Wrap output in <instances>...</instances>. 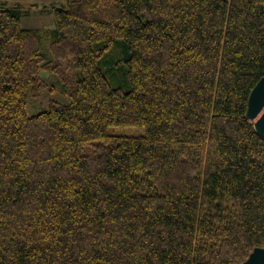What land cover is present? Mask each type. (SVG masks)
Returning <instances> with one entry per match:
<instances>
[{
  "label": "trees",
  "instance_id": "trees-1",
  "mask_svg": "<svg viewBox=\"0 0 264 264\" xmlns=\"http://www.w3.org/2000/svg\"><path fill=\"white\" fill-rule=\"evenodd\" d=\"M51 13V29L25 27L0 2V264H242L264 248V138L247 116L264 0ZM42 71L68 102L28 116Z\"/></svg>",
  "mask_w": 264,
  "mask_h": 264
},
{
  "label": "rangeland",
  "instance_id": "rangeland-1",
  "mask_svg": "<svg viewBox=\"0 0 264 264\" xmlns=\"http://www.w3.org/2000/svg\"><path fill=\"white\" fill-rule=\"evenodd\" d=\"M6 6L20 7L26 11V16L22 18V24L25 27L48 30L54 25L53 17L51 13V7L53 4L59 5L64 0H0ZM42 49L46 51L48 49L50 38L48 34L42 31ZM40 76L48 83L47 89L43 90L38 98H28L26 104V114L28 116L37 113L39 110L47 108L48 101L55 100L61 103H67L68 98L64 97L59 92V85L57 84V78L51 75L47 71H42ZM115 134H143L144 127L141 126H115L110 128Z\"/></svg>",
  "mask_w": 264,
  "mask_h": 264
},
{
  "label": "water",
  "instance_id": "water-1",
  "mask_svg": "<svg viewBox=\"0 0 264 264\" xmlns=\"http://www.w3.org/2000/svg\"><path fill=\"white\" fill-rule=\"evenodd\" d=\"M247 116L256 132L264 138V76L251 90L247 102ZM242 264H264V248H255Z\"/></svg>",
  "mask_w": 264,
  "mask_h": 264
}]
</instances>
